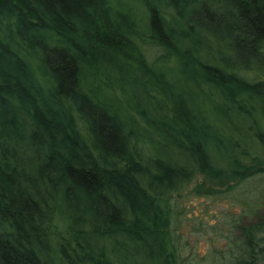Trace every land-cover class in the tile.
Instances as JSON below:
<instances>
[{
	"label": "trees",
	"instance_id": "16d2710c",
	"mask_svg": "<svg viewBox=\"0 0 264 264\" xmlns=\"http://www.w3.org/2000/svg\"><path fill=\"white\" fill-rule=\"evenodd\" d=\"M196 173L264 263V0H0V264H184Z\"/></svg>",
	"mask_w": 264,
	"mask_h": 264
},
{
	"label": "rangeland",
	"instance_id": "374dc122",
	"mask_svg": "<svg viewBox=\"0 0 264 264\" xmlns=\"http://www.w3.org/2000/svg\"><path fill=\"white\" fill-rule=\"evenodd\" d=\"M250 120H243L242 127L248 125ZM257 124V122H256ZM258 125V124H257ZM237 135L239 131H236ZM199 183L220 189L215 195L201 196L193 192ZM257 182L240 184L229 193L223 190V186H217L207 181L196 173L190 182L175 196L178 200V212L173 216L176 243L180 249V258L184 264H223L228 261L226 245L231 228V219L236 213L241 212L246 192H251ZM252 215H243L240 220L251 221L264 214V199ZM233 239V238H232ZM264 264V263H262Z\"/></svg>",
	"mask_w": 264,
	"mask_h": 264
}]
</instances>
